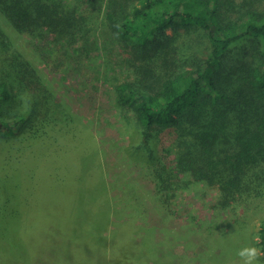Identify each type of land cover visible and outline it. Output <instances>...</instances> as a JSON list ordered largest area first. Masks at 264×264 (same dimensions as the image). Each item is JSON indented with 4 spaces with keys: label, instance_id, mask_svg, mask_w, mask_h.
Listing matches in <instances>:
<instances>
[{
    "label": "trees",
    "instance_id": "16d2710c",
    "mask_svg": "<svg viewBox=\"0 0 264 264\" xmlns=\"http://www.w3.org/2000/svg\"><path fill=\"white\" fill-rule=\"evenodd\" d=\"M87 11L129 49L113 87L122 122L152 164L157 198L193 201L198 212L232 220L228 227L241 235L251 206L264 201V0H0V147L10 145L16 160L36 144L50 151L47 141L78 128L11 36L32 45L86 42ZM230 54L237 60L227 65ZM84 129L78 133L94 146ZM106 220L97 218L96 244L80 248L72 233L65 246L80 255L98 247ZM231 243L234 261L248 251ZM111 250L121 251L118 264L131 263L129 249Z\"/></svg>",
    "mask_w": 264,
    "mask_h": 264
},
{
    "label": "rangeland",
    "instance_id": "374dc122",
    "mask_svg": "<svg viewBox=\"0 0 264 264\" xmlns=\"http://www.w3.org/2000/svg\"><path fill=\"white\" fill-rule=\"evenodd\" d=\"M90 13L86 42L32 45L11 36L12 47L50 83L72 126L85 128L94 146L74 128L66 138L47 141L50 151L36 144L18 160L8 151L10 145L0 147V264H104L102 247L110 253L109 264L119 263L122 248L130 250L132 261L126 264H147L149 256L148 264H245V259L264 264L257 246L264 201L251 206L238 235L240 229L228 227L232 220L198 212L193 201L178 198L165 204L157 198L152 164L138 150L141 139H132L129 124L122 122L113 87L115 77L124 75L123 53L129 49L106 31L102 16ZM236 57L228 55L227 65ZM98 217H114L99 231L105 237L99 255H91V262L79 250L70 255L64 244L74 241L72 233L80 248L96 244ZM231 242L248 248L236 261ZM113 245L120 252L112 254Z\"/></svg>",
    "mask_w": 264,
    "mask_h": 264
},
{
    "label": "crops",
    "instance_id": "0c3cea01",
    "mask_svg": "<svg viewBox=\"0 0 264 264\" xmlns=\"http://www.w3.org/2000/svg\"><path fill=\"white\" fill-rule=\"evenodd\" d=\"M114 218V217H113ZM113 218L112 217H110V218H106L107 220L105 221V223L106 224H111V222H113ZM108 226L109 225H107V228H108ZM107 244H109V243H106V245ZM64 247H65V249L67 250V251H70V255H74V253H75V248L74 247H69V248H67L66 246H65V244H64ZM102 249V251H103V256H102V259L104 260V264H109L108 263V260H109V255H110V253L106 250V249H104V247H102L101 248ZM101 249H100V251H101ZM89 250H91L90 252H88ZM89 250H87V252H82V254L81 255H83L84 253H86L87 255H94V254H98L99 255V248L96 246V248L94 247V248H92V249H89ZM102 251H101V254H102ZM91 258V257H90ZM90 258L89 257H87V262H91V260H90ZM96 263H98L97 261H96ZM75 264H77V263H75Z\"/></svg>",
    "mask_w": 264,
    "mask_h": 264
}]
</instances>
